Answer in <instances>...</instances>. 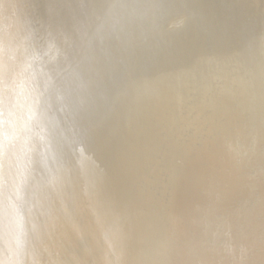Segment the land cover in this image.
<instances>
[{
  "label": "clouds",
  "instance_id": "obj_1",
  "mask_svg": "<svg viewBox=\"0 0 264 264\" xmlns=\"http://www.w3.org/2000/svg\"><path fill=\"white\" fill-rule=\"evenodd\" d=\"M0 264H264V0H0Z\"/></svg>",
  "mask_w": 264,
  "mask_h": 264
}]
</instances>
